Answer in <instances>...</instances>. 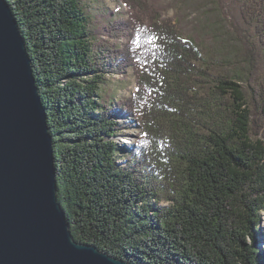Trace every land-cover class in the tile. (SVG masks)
I'll return each mask as SVG.
<instances>
[{
	"label": "trees",
	"instance_id": "obj_1",
	"mask_svg": "<svg viewBox=\"0 0 264 264\" xmlns=\"http://www.w3.org/2000/svg\"><path fill=\"white\" fill-rule=\"evenodd\" d=\"M6 1L47 111L75 240L131 264H264L249 242L264 213V98L253 105L239 82L264 73V0H236L253 39L240 43L258 48L260 63L222 53L233 70L218 75L171 20L136 0H124L127 22L87 0ZM119 38L123 46L109 41ZM130 71L137 90L115 98L111 77ZM134 128L142 138L120 164L119 138Z\"/></svg>",
	"mask_w": 264,
	"mask_h": 264
},
{
	"label": "water",
	"instance_id": "obj_2",
	"mask_svg": "<svg viewBox=\"0 0 264 264\" xmlns=\"http://www.w3.org/2000/svg\"><path fill=\"white\" fill-rule=\"evenodd\" d=\"M0 264H131L75 240L53 137L13 11L0 0Z\"/></svg>",
	"mask_w": 264,
	"mask_h": 264
},
{
	"label": "rangeland",
	"instance_id": "obj_3",
	"mask_svg": "<svg viewBox=\"0 0 264 264\" xmlns=\"http://www.w3.org/2000/svg\"><path fill=\"white\" fill-rule=\"evenodd\" d=\"M136 2L137 6L142 9L152 7V10L158 11L156 13L161 16L160 19L171 20L183 38L197 44L206 60L213 65L212 73L214 75L233 70L231 63L222 58V53L230 57L231 62L235 60V53H244L245 59L260 63L259 49L240 43L244 39L246 42L248 39L251 41L253 39L250 36L251 32L244 31L240 26L236 0H136ZM87 3L93 7L100 6L108 13L113 11L115 17L124 22L129 21L132 14V10L124 3V0H87ZM109 41L117 42V45L123 46L127 39H109ZM237 48H240V52ZM240 57V60L244 58L242 55ZM239 82L246 88L248 99L253 105L255 104L253 95L261 102L264 98V73L260 75L259 70L258 73H251L244 81ZM111 83L118 88L114 93V97L118 99L130 97L137 90L136 78L132 71L126 75L111 77ZM132 125L135 127V123ZM142 134L139 129L134 128L119 138V146L123 152L121 153L122 157H118V163L122 164L121 160L126 158L124 152L130 150L134 143H138ZM161 204L168 205L167 202ZM261 217L258 232L255 233L254 238L249 240L259 251L264 250V213L261 214Z\"/></svg>",
	"mask_w": 264,
	"mask_h": 264
}]
</instances>
